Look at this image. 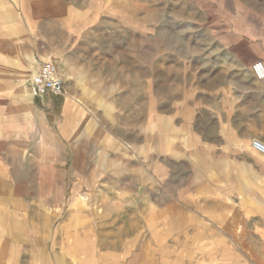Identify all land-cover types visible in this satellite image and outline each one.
<instances>
[{"label": "rangeland", "instance_id": "374dc122", "mask_svg": "<svg viewBox=\"0 0 264 264\" xmlns=\"http://www.w3.org/2000/svg\"><path fill=\"white\" fill-rule=\"evenodd\" d=\"M15 14L0 12V264L193 260L194 251L179 249V225L164 244L148 249L143 235L144 249H131L129 219L140 210L122 190L146 182L153 163L167 180L155 193L166 201L193 185L210 190L214 152L228 137L236 149L243 138L264 140V86L251 73L264 60V0H22L21 31ZM75 49L88 73L72 76L60 97L35 96L38 63L63 73L59 62ZM67 99L82 110L74 154L52 126ZM106 141L112 157L99 146ZM262 167L264 158L235 162V177L260 178ZM234 189L236 202L264 195L257 185ZM228 255L264 263V252L238 244Z\"/></svg>", "mask_w": 264, "mask_h": 264}, {"label": "crops", "instance_id": "0c3cea01", "mask_svg": "<svg viewBox=\"0 0 264 264\" xmlns=\"http://www.w3.org/2000/svg\"><path fill=\"white\" fill-rule=\"evenodd\" d=\"M0 12L8 15L5 17L7 20H9V16L11 17V12H17L18 14L15 15H19L18 23L12 26H18V29L22 30V0H0ZM7 25L8 28L11 27L10 23ZM75 52L76 49L70 51L69 54L64 55V60L59 62L60 68L63 67L64 70L63 73L59 70V73L64 80L65 92L73 84L70 80L73 78L72 76L88 73L85 63L77 57ZM46 97L57 98L50 94ZM81 119L82 110L79 109L78 104L67 99L63 106L61 118L52 124L53 129L57 131L58 141L66 142L71 154L75 153L73 151L75 134L82 130ZM89 127L92 131L96 129L94 124H90ZM243 139L246 146L242 145L236 149L234 139L232 136L228 137L225 144L221 145V150L217 149L214 152L213 158L215 159L212 158V163L213 166L215 163L217 178L211 181L210 190H196L194 185L188 190L185 182L178 180L173 182L174 186H179V189L181 187L186 189L183 192L184 197L172 202L166 201L162 196L155 193L156 185L166 187L167 180L156 177L154 163L150 167L147 166L146 182L138 179L133 181L135 189L129 194L123 189L122 194L132 196L136 210H140L136 220L129 219L130 239L128 244L131 245V249H144L145 244L141 241L143 235L147 237V248L154 249L155 243H165L160 242L163 236L173 237L174 228L179 225V232L174 233V235H179V243L181 244L179 249L195 252L194 259L186 261L185 264H264L249 258L238 261L228 255V252L236 250V244L243 251L258 250L264 252V195L257 196L259 200L255 202L250 195H239L238 202L235 201V187H253L256 185L264 187V167L259 168L260 178L241 179L235 177V162L246 163L253 159L262 163L264 158L252 146V141L255 138ZM257 139L261 140L260 138ZM261 141L264 142V140ZM109 143L113 147L116 145L112 141ZM107 145L108 141L99 144L104 149L103 154L112 157ZM81 152L87 155L89 163L91 149L88 148ZM116 153L120 154L122 163L126 164L132 161V153L129 155L124 150H117ZM150 156L154 157L153 147ZM219 158H221L220 160L223 159V162L220 163ZM57 161L56 163H58ZM74 163L73 158V168ZM221 173L225 174V177ZM102 180L105 179H100V186L109 185L106 180ZM145 211L146 213H144ZM166 227L171 228L169 232L165 230ZM236 233L240 243L235 241ZM251 238L255 241L252 242ZM123 249L126 248L123 247ZM6 263L7 259L5 260Z\"/></svg>", "mask_w": 264, "mask_h": 264}, {"label": "built area", "instance_id": "2783aa9c", "mask_svg": "<svg viewBox=\"0 0 264 264\" xmlns=\"http://www.w3.org/2000/svg\"><path fill=\"white\" fill-rule=\"evenodd\" d=\"M253 77L264 86V60L256 61L251 66ZM30 87L35 96L44 97L48 94L60 97L65 93L64 80L57 65L51 60L38 63V67L30 80ZM253 148L264 156V142L252 141Z\"/></svg>", "mask_w": 264, "mask_h": 264}, {"label": "bare ground", "instance_id": "6f19581e", "mask_svg": "<svg viewBox=\"0 0 264 264\" xmlns=\"http://www.w3.org/2000/svg\"><path fill=\"white\" fill-rule=\"evenodd\" d=\"M24 71H26V70H23V69H22V72H24ZM22 72H21V73H22ZM23 75H24V74H23ZM29 88H30V87H29ZM77 199H79V200L81 199V200H82L83 198L77 196ZM83 200H84V199H83Z\"/></svg>", "mask_w": 264, "mask_h": 264}]
</instances>
